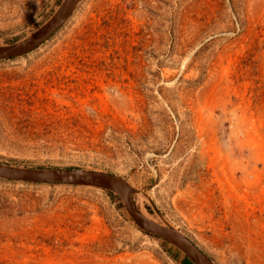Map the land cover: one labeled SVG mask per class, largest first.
<instances>
[{
  "label": "rangeland",
  "instance_id": "374dc122",
  "mask_svg": "<svg viewBox=\"0 0 264 264\" xmlns=\"http://www.w3.org/2000/svg\"><path fill=\"white\" fill-rule=\"evenodd\" d=\"M64 0H0V47ZM0 164L121 177L214 264H264V0H78L0 59ZM0 264H197L101 185L0 178Z\"/></svg>",
  "mask_w": 264,
  "mask_h": 264
},
{
  "label": "water",
  "instance_id": "95a60500",
  "mask_svg": "<svg viewBox=\"0 0 264 264\" xmlns=\"http://www.w3.org/2000/svg\"><path fill=\"white\" fill-rule=\"evenodd\" d=\"M77 2L78 0H64L60 10L39 29L9 47H0V50H2L0 51V59H9L27 54L41 42L50 38L72 14ZM26 171L32 172V174H28ZM0 178L33 183L104 186L121 197L126 211L139 228L178 247L189 255L197 264H214L213 261L190 239L179 234L172 228L164 227L151 221L134 209L128 201L129 195L125 181L115 174L81 168L62 170L26 169L0 164Z\"/></svg>",
  "mask_w": 264,
  "mask_h": 264
},
{
  "label": "bare ground",
  "instance_id": "6f19581e",
  "mask_svg": "<svg viewBox=\"0 0 264 264\" xmlns=\"http://www.w3.org/2000/svg\"><path fill=\"white\" fill-rule=\"evenodd\" d=\"M0 51H2V50H0ZM26 173H28V174H32V172L30 173V172H27V171H26ZM35 173H38V172H35ZM128 201H129V203L132 205V207H133L134 209H136L135 206H134V204L132 203V200H131L130 196H128Z\"/></svg>",
  "mask_w": 264,
  "mask_h": 264
}]
</instances>
